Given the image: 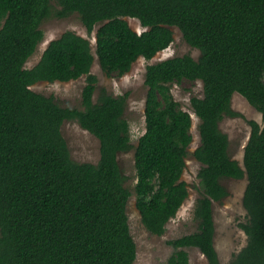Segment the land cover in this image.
Wrapping results in <instances>:
<instances>
[{"label":"trees","instance_id":"obj_1","mask_svg":"<svg viewBox=\"0 0 264 264\" xmlns=\"http://www.w3.org/2000/svg\"><path fill=\"white\" fill-rule=\"evenodd\" d=\"M53 1L60 7L57 17L78 13L88 34L95 32L96 54L109 76L124 75L139 58L152 60L170 47L173 27L201 53L147 67L146 131L135 147L133 191L118 161L133 148L125 116L129 93L103 90L95 102L91 40L67 31L26 68L45 40L41 25L53 15ZM127 18L145 30L137 32ZM82 76V109L62 107L31 88ZM185 79L203 82V96L192 98L200 119V145L193 153L202 164L194 210L199 228L170 241L175 252L169 264H191L189 247L209 264H223L215 247L213 203L228 195L223 178L245 174L220 128L226 116L241 115L232 107L235 93L261 113L262 123L249 121L244 156L249 219L241 227L248 243L229 264H264V0H0V264H134L137 245L128 216L133 194L144 226L165 234L189 197L182 176L193 117L171 90ZM66 120L100 140L97 164L71 158L62 133Z\"/></svg>","mask_w":264,"mask_h":264},{"label":"rangeland","instance_id":"obj_2","mask_svg":"<svg viewBox=\"0 0 264 264\" xmlns=\"http://www.w3.org/2000/svg\"><path fill=\"white\" fill-rule=\"evenodd\" d=\"M53 5V15L46 18L41 25V29L45 33V40L39 45L37 52L28 60L26 68H33L40 61L48 44L67 31H73L91 40L95 55L91 73L98 77V87L94 96L95 102L103 90L115 96L129 93L125 116L130 124L133 148L120 153L118 161L123 175L126 177V186L133 191L137 182L135 147L146 131L145 104L148 88L145 80L147 67L178 56L191 55L198 59L201 53L186 42L180 29L173 27L174 41L170 47L159 52L152 60L139 58L131 71L124 75L109 76L103 71L96 54L95 32L92 35L88 34L78 13L67 18L57 17L55 12L60 7L55 1H53ZM127 20L137 32L142 33L145 30L139 20L134 18H127ZM98 28L99 25L96 26V29ZM86 84L87 76H82L69 82L40 81L31 88L45 96L54 97L62 107L82 109V94ZM171 90L176 101L193 117L191 132L194 138L189 148L190 154L187 157V166L182 176V179L189 185V197L176 217L167 224L165 234L155 235L144 226L136 206V195L133 194L128 204V216L131 233L137 245V258L134 264H169V260L175 252L170 241L194 233L199 228L194 210L196 201L201 195L202 187L198 174L202 164L194 157L193 153L200 145V119L192 108V98L203 96V82L185 79L179 83H174ZM232 107L241 115L238 117L226 116L220 123V128L229 137L231 158L243 165L245 147L251 135L249 121L255 120L262 123V115L239 93L234 94ZM62 133L74 161L94 164L99 162L101 158L100 140L83 129L76 120H66L62 126ZM222 184L227 189L228 195L223 200L213 203L215 247L221 262L229 264L248 243L247 234L241 227V224L247 223L249 219L244 206V194L248 185V178L245 174L240 179L223 178ZM186 250L189 253L191 264H209L205 255L198 248L189 247Z\"/></svg>","mask_w":264,"mask_h":264},{"label":"water","instance_id":"obj_3","mask_svg":"<svg viewBox=\"0 0 264 264\" xmlns=\"http://www.w3.org/2000/svg\"><path fill=\"white\" fill-rule=\"evenodd\" d=\"M248 144V143H247ZM246 148V147H245ZM244 156H245V153H244ZM241 167L243 168V170H245V175L247 176L248 178V173L246 171V167H245V164L241 165ZM245 195V194H244Z\"/></svg>","mask_w":264,"mask_h":264}]
</instances>
